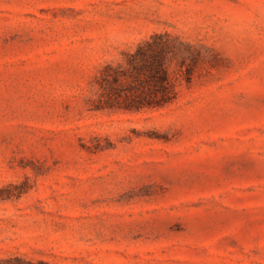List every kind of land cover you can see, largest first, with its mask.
I'll return each instance as SVG.
<instances>
[{"label": "rangeland", "instance_id": "obj_1", "mask_svg": "<svg viewBox=\"0 0 264 264\" xmlns=\"http://www.w3.org/2000/svg\"><path fill=\"white\" fill-rule=\"evenodd\" d=\"M156 32L178 98L94 109ZM0 264H264V0H0Z\"/></svg>", "mask_w": 264, "mask_h": 264}, {"label": "trees", "instance_id": "obj_2", "mask_svg": "<svg viewBox=\"0 0 264 264\" xmlns=\"http://www.w3.org/2000/svg\"><path fill=\"white\" fill-rule=\"evenodd\" d=\"M195 53L168 32H156L125 54V61L106 64L98 79L97 110L141 111L174 102L182 81L193 78Z\"/></svg>", "mask_w": 264, "mask_h": 264}]
</instances>
